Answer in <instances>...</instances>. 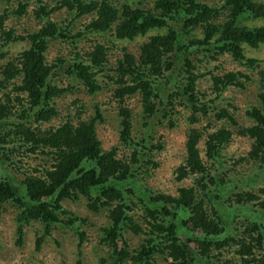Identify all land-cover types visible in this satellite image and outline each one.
Segmentation results:
<instances>
[{"label":"trees","instance_id":"trees-1","mask_svg":"<svg viewBox=\"0 0 264 264\" xmlns=\"http://www.w3.org/2000/svg\"><path fill=\"white\" fill-rule=\"evenodd\" d=\"M32 2L39 27L26 36L7 30V15H0V203L17 207V234L24 223L38 221L39 244L54 227L76 228L77 222L80 227L86 218L62 202L83 197L87 209L105 212L101 264H264V180L255 189L228 182L235 177L234 164L242 161L264 172V66L244 52V46L264 44V23L250 24L264 19V2L61 0L52 7ZM28 6L23 0L12 13L24 15ZM62 6L74 15L72 22L89 16L82 31L99 37L83 53L74 47L50 58L51 43L69 39L62 22L51 20ZM65 20L64 30L72 27ZM151 30L156 32L147 35ZM143 36L134 47L122 43ZM18 40L28 44L11 54ZM199 53L207 59L197 61ZM223 57L240 68L219 72ZM65 75L89 95L113 85L118 143L125 150L102 147L97 104L92 116L82 117L79 100L72 103L74 116L60 115L56 99L70 90L60 84ZM251 75L254 100L241 101L235 90H245ZM133 97L140 106L139 140L132 135ZM180 119L187 127L176 180L190 183L173 194L153 190L145 175L147 165L156 163L145 155L160 146L153 145L154 124L174 127ZM236 137L250 141L247 155L234 161L228 148ZM28 153L44 163L23 170L14 159L23 162ZM229 159L234 164L226 167ZM8 174L20 175L18 185ZM75 232L81 244L85 232Z\"/></svg>","mask_w":264,"mask_h":264},{"label":"rangeland","instance_id":"rangeland-1","mask_svg":"<svg viewBox=\"0 0 264 264\" xmlns=\"http://www.w3.org/2000/svg\"><path fill=\"white\" fill-rule=\"evenodd\" d=\"M29 6L27 12L24 15L16 16L18 14H13L12 10L17 8V5L23 0H0V15L6 14L5 18V28L14 30L15 35H23L31 33L37 26L39 27V21L36 20L31 11L36 5L32 0H27ZM50 7L55 6L60 3L61 0H44ZM123 1V0H121ZM134 1V0H127ZM210 4H215L219 0H202ZM264 2V0H256ZM146 2L151 3V0H146ZM74 15H70L69 10L62 6L51 14V20L55 22L61 21L63 32L69 35V39L54 40L51 47L48 49V56L53 58L54 54H59L60 56H65L73 50L74 47L77 51L83 53L91 48L94 39H98V35L95 33H89L82 31L83 21L88 20L89 16L77 17L75 22H72L71 18ZM72 24L71 28L63 29V26L68 23L67 20ZM264 19L254 21L250 24H262ZM163 32V30H158ZM78 34L76 37L72 35ZM156 30H151L147 33L150 35L155 33ZM146 36L138 37L135 41L128 44V47H134L136 44L140 43L145 39ZM104 38L110 41H115L107 34ZM116 43V41H115ZM26 41L18 40L10 45L11 54H15L18 50L27 46ZM245 55L248 57H254L258 60L261 66H264V44L257 48H251L244 46ZM119 51H113L116 55ZM112 58V57H111ZM220 64L219 72H222L225 68L229 70H236L240 68L236 63L226 59ZM207 59L205 56L198 54L197 61ZM222 57L218 60L221 61ZM196 61V62H197ZM209 64H213L209 61ZM224 68V69H223ZM61 86L69 87L70 90L64 93L61 97L56 99V107L59 109L60 115L68 112L73 115V105L72 103L79 100L83 105L86 114L82 117L92 116L94 114V105L97 104L102 113L103 121L98 123L96 126L97 136L102 143L103 148H109L111 146H117L123 149L118 143V130H119V120L116 113L115 102L111 96V91L113 85H105V90L98 92L95 95L86 94L81 86L75 79L67 77L66 75L61 77ZM105 82V79L103 80ZM204 89L207 88L206 81L201 82ZM256 78L251 75V80L246 83V89L243 91L235 90V93L239 94L238 98L241 101H253L254 94L256 92ZM130 106H134V123L132 127L133 137L139 140L143 138V133L141 131V117H140V106L136 98L129 99ZM243 112V109L237 113ZM54 120L53 123H56ZM156 123V122H155ZM47 126V125H45ZM154 131L152 133L153 145L156 141H160L159 148L153 147L151 152H147L145 158L150 159L155 165H147L148 171L145 175L148 184L153 190L175 193L176 188L180 185L189 184L190 181H177L176 180V167L181 162L184 154V142H185V132L187 127V122L185 119H180L177 126L170 127L166 121L162 125L154 124ZM249 139L236 137L230 144L228 152L235 154V160L240 157H245L247 155ZM227 158V157H226ZM228 159V158H227ZM17 165L23 170L32 169L31 167L38 166V163L43 164L44 161L40 160L36 155L28 153V157H24L23 162H19L18 158H15ZM233 161L228 160L226 162V167L232 166ZM234 164L235 177H231L228 182L232 180V183L237 184L238 187L245 188H256L260 186L264 180V172H257V168L253 167L250 163L242 161ZM3 171L0 169V175ZM12 174V173H11ZM8 174L6 177L10 181L18 185V180L21 178L20 175ZM86 201L83 197L78 198L76 201L64 200L62 205L67 210H70L75 215L86 218V222L82 223L79 227V223L75 224V227L70 226H59L54 227L49 235H45L39 244H37V238L43 233V227L38 221H30L24 223L21 227V235L17 234V207L11 203H0V264H101L100 260L106 257L105 247L99 243L101 238V232L99 226L104 224L105 212H92L87 209L85 205ZM104 222V223H103ZM80 228L85 232V238L81 244H78L79 238L75 232L76 229ZM129 237L136 243L138 240L131 234ZM20 238V242H18ZM159 261V258L156 262ZM130 264V263H125Z\"/></svg>","mask_w":264,"mask_h":264}]
</instances>
